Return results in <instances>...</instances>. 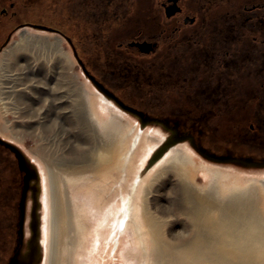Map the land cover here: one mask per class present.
Instances as JSON below:
<instances>
[{
    "label": "bare ground",
    "instance_id": "6f19581e",
    "mask_svg": "<svg viewBox=\"0 0 264 264\" xmlns=\"http://www.w3.org/2000/svg\"><path fill=\"white\" fill-rule=\"evenodd\" d=\"M47 38L28 40L23 37L22 41L28 44L36 42L40 48L51 51V58L58 59L54 62V74L51 73L57 79L59 71L56 69L61 64L58 52L60 38ZM13 46H9V50H5L3 54L11 58L18 57L20 49ZM25 57L29 58L27 55ZM36 65L31 64V69L37 67ZM8 67L11 70L2 82L7 84L6 97L10 98V95L19 93V81L16 72H13L18 68H12L11 65ZM30 81L29 84L24 82V87L31 85L35 88V78ZM88 86L90 90L75 85L69 103L75 124L82 132L79 141H83L84 145L70 149L69 157L41 156V149L37 153L43 158V167L46 170L44 176L40 174L41 188L44 190L41 194L44 221L39 238L42 252V249H46L45 219L49 214L51 241L47 264H86L87 255L92 250L90 243L100 241V236L104 238L103 245L94 247L96 252L93 253L90 264H114L121 236L127 228L131 230V242L142 257L141 264H264V174L259 175L264 170L244 171L231 165L209 162L198 155L188 142H175L155 163L146 165V168L150 167L149 173L154 168L155 171L144 185L138 204V193L149 174L141 167L145 164V158L160 146L158 144L167 134L159 128L139 125L135 118L115 106L92 84ZM59 103L51 101L47 105L52 106L60 116ZM40 113H36L39 118ZM45 115H41V118ZM37 122L45 127L44 119ZM0 133L6 134V128L1 121ZM68 134L65 141L76 137L75 133ZM40 169L42 173V166ZM240 171L257 173V176L242 175L239 174ZM197 172H205L209 176L207 182L197 184L194 180ZM135 173L139 175L136 177ZM60 184L64 185L63 190H60ZM66 184L75 190L84 187L89 190L81 191V197L78 194L73 195L74 193L70 195ZM167 184L171 188L167 197H178L174 198L175 201L169 200V204L160 201L162 192H157L159 186L164 187ZM106 187L108 188L104 189ZM109 188L110 191L112 189V195L105 192ZM152 188L157 193L153 197L154 205L157 203L159 206V209L156 206L155 208L165 214L166 218L158 215L149 206L147 195ZM47 189L48 196L50 193L49 199L44 194ZM93 189L95 192H92ZM95 193L98 195L96 200L93 198ZM118 193H124L121 202L107 214H101L105 213L108 217L99 221L100 231L89 229L90 215L87 206L90 209L98 208L100 203L108 206V202ZM93 199L99 204L91 202ZM181 216L185 218L184 232L178 233L176 239L171 240L165 235L163 227L169 222L174 224L180 221ZM132 251L128 249L127 252ZM81 254L86 259H81Z\"/></svg>",
    "mask_w": 264,
    "mask_h": 264
},
{
    "label": "rangeland",
    "instance_id": "374dc122",
    "mask_svg": "<svg viewBox=\"0 0 264 264\" xmlns=\"http://www.w3.org/2000/svg\"><path fill=\"white\" fill-rule=\"evenodd\" d=\"M43 1H47L49 3L48 0H0V8L6 7L11 11L13 10L16 12L14 17H19V11L21 9L27 10L30 7H33V5L34 7L32 9H35V5H39ZM10 2H12L14 6L9 7ZM139 3L141 5H148L150 3V0H139ZM55 10L57 9L50 11L52 13L55 12ZM50 11H48V13H50ZM138 11V20L144 18L146 13L148 12V10L146 9H139ZM212 22L213 21H206L207 25L203 28H201L200 22H196V24L192 26L184 27V29L180 32L185 35L198 33V42L196 45H193V47L191 48V52L188 48H172L171 45L169 46L166 44V42L163 43V41H161L160 48L154 54L150 56L136 57V59L143 65H146V63H150L151 65L153 64L152 70L153 72H155V75L157 77L163 72L171 73V80L173 84L167 86V90H164V92L162 93H158L154 90L150 92V94L148 93V97H141L145 99V102L143 104L142 101L137 98L138 94L141 93V90H130L128 88L120 91H118V89L115 90L119 93L121 92L120 94L126 101L133 103L137 107L142 108L148 112L158 113L164 111H172L174 113L182 112L191 116L203 117L204 119H206L205 126L206 130H208V132L211 134V141H213V139L218 136L222 139H239L240 142L242 140H245V143H250L247 141V139H257L261 145H264V127L262 129L259 128L260 123L258 121L259 119H262L264 121V65L261 61L264 52V42L262 41V39H257V49L250 50L251 58H244L246 56H243L242 52L246 43H244L243 46L241 44L240 46L236 44L233 50H231L229 46H225L224 49L230 51L228 56L224 55L223 51L218 53L212 48L213 44L211 42V36L214 33L210 25V23ZM164 23L166 26L167 23L164 21H125V25L127 26L119 30L113 29L110 31V37L108 38L109 45L115 48L116 43L121 38V36L125 33H129L130 29L132 30V27L134 28L135 25L141 26L147 31L151 30L154 33H158L164 26ZM13 27L14 26L12 24L10 27V37L6 44L0 49V121L3 127L6 128V134L0 133V135L14 141L17 145L20 146L24 154L28 158L33 159V161L36 163L37 170L39 171V184H34V188L36 189L37 195L39 194L38 200H40V202L38 201L39 203H37L33 198L31 202L30 215L31 221L33 219H35V221L37 222L40 221L38 222V227L41 233V227L43 224L42 222L44 221V208L42 205L41 194L44 190L42 191L41 188L42 180L40 174H43V176L46 174V170L43 167L44 160L43 158H41V156L54 158L61 155L69 157L71 156V154H69L70 149H76L77 147L84 145L83 141L80 142V135L82 132L75 124L73 118L74 115L69 109V103L70 98L72 97L71 93H74V90L72 88L75 89V85L76 87L81 85L85 87V89L90 90L88 85L92 83L83 74L82 68L78 63L77 58H73L70 47L64 38H61L60 36L47 31H43L42 29L44 28H42V26H37L40 29L24 27L22 29L19 28L16 30ZM252 33L250 35H252ZM50 36H57L60 38V43L58 44V52L60 55L61 64L59 69L55 68L59 71H56L59 75L57 79L56 76L51 75V73H53L54 70V62H56L58 59L55 58V60L54 58H51L53 57L51 51H48V49L40 48L39 44L36 42H31L28 44L25 41H22L23 37L30 40L38 38L48 39L47 37ZM248 38L252 40V36H249ZM0 40L2 39L0 38ZM85 42H83V40L78 41L81 46H83ZM13 45H15V47ZM9 46H13L18 50L20 49V57L18 56L16 58H11L8 55L3 54L5 50H9ZM24 47L25 49H23ZM207 50L209 51L208 53L206 52ZM194 51H196V53H194ZM35 53L37 55H35ZM26 55L30 59L26 58ZM127 56L133 58L134 55L132 56L131 54H128ZM208 58H210V61L212 63L211 65H209L207 61ZM230 59L238 61L239 65L234 63L227 64V61H229ZM219 60L221 62H218ZM31 64H37V67L33 68L32 70ZM10 65L12 66V68H18L17 71L14 70L13 72H16L18 76L19 93L12 94L10 95V98H8L6 97L7 93L5 92L7 89V84L2 82V79H5L4 77H6V74L10 72L11 67H8ZM51 65H53L52 68H49L51 67ZM206 68L209 69V72H207ZM31 71H33L32 74L30 73ZM33 77L35 78V88H32L31 85L26 86L30 89L24 87V82L29 84L31 82L30 79L34 80ZM213 85L219 86L220 90L217 92L218 96L213 95V93V96H211L210 92L208 93L207 91H205L206 88L210 89V87ZM92 86L94 85L92 84ZM50 87H53V90ZM51 101L60 102V116L56 114L55 109L51 108L52 106L49 107L47 105ZM2 104L5 106L3 107ZM30 108L31 110H29ZM38 112H41L40 118L46 114L45 117L40 119L38 117V114H36ZM125 112L131 115L130 112ZM131 116L135 118L136 121H138V124L142 125L143 127H148L149 125V127L159 128L162 132H166V134L168 133L169 127L164 122L149 117L147 118V120H145L144 123H142L137 117H134L133 115ZM43 119L45 121V127L42 124H37V120L42 121ZM250 123L254 124L253 129L250 128ZM62 126L65 128H62ZM68 133L76 134L75 138L68 139L69 142L65 141L69 135ZM165 138L162 139V142ZM162 142H160V144ZM189 146L193 148V150H195L192 145L189 144ZM40 149L43 150V152L41 156H38L37 153ZM198 155H200V153H198ZM36 157L40 158L38 159L40 162L36 159ZM149 160L150 155L148 156V158H145V164L143 163L144 165H142L141 167L144 172L148 173L150 167L146 168V165L148 166ZM205 160L212 162L209 159ZM222 165H231L244 169V171L263 170L259 165L243 163L238 160L225 161ZM40 166H42V173L40 172ZM220 169L227 170L226 168L221 167ZM154 171L155 168L149 173L150 175H146L145 181L143 183V188L138 193V204H140L142 196L141 193L143 192V189L145 187L144 185L150 180L151 175L153 176ZM244 171H240L239 174H249V176H257V173L251 174ZM263 174L264 173L259 175ZM137 175H139V173H135L136 177ZM208 179L209 176L205 172H200L199 174L197 172L194 180L197 184H204ZM44 183L46 182L44 181ZM46 186H48L47 183ZM63 186V184L59 185L60 190L63 188ZM169 186V184L164 187L159 186V191H157L159 193L162 192L160 201L166 204H169V200L175 201L174 198H178L177 196H174L173 198L170 196L167 197V192L171 190ZM108 187L104 189H107ZM66 188L69 189L68 193L70 195H72L71 193H74L73 195L78 194L79 197H81L82 195L81 191L86 189L84 187L82 189L78 188L75 190L69 187L68 184H66ZM47 190L48 191L44 193L45 195H47V192H49V189ZM86 190L89 189L87 188ZM93 190L92 192H95V190ZM152 190H150V193L147 195L149 199V206L151 210H154L158 215L166 218L165 214L156 209H159V206L157 203L154 205L153 197L157 193L156 191ZM105 192L107 193V195H112V189L110 191V188L107 191L105 190ZM48 194L50 196V193ZM123 194L124 193H118L115 198H112L108 202V206H103L104 203L99 204L98 201H95L98 195L96 194L93 197L91 194V197L95 199H93V201L91 202H96L97 204H99V206L98 208L92 209L87 206L90 215L89 229H98L100 231L99 221H101L103 218L106 219L108 217L106 214L110 211V209L120 204ZM87 195H89V193H87ZM49 196H46L47 199H49ZM89 197L90 196H88V198ZM88 198H86V202H88L89 204ZM103 212H106V214L104 213L103 215H101ZM183 222H185V218L181 216L180 221L175 222L174 224H171L170 222L165 224L163 227L165 235L171 240L176 239L178 233L180 234V232H184ZM45 223L47 229L44 237V247L46 246V249H42V252H40V256L36 257L37 264H47L46 259L49 250L48 246L50 245L51 241V235L49 232V214H47ZM125 231L126 232L121 236L120 246L116 251V258L115 260H113V262L114 264H141L142 257L140 254L138 255L139 251H136L137 249L134 243L131 242V230L130 228H127ZM40 233L39 236L41 235ZM99 240L100 241H93V243H90L92 250L90 251V254L87 255L86 264H90L94 257L93 253L96 252L94 247L103 245V236H100ZM90 246H88V248ZM128 249L129 251L133 250L132 252H134V254L132 252H127ZM80 257L81 259L83 257L84 259H86L85 256H82V254L80 255Z\"/></svg>",
    "mask_w": 264,
    "mask_h": 264
},
{
    "label": "flooded vegetation",
    "instance_id": "af4514ba",
    "mask_svg": "<svg viewBox=\"0 0 264 264\" xmlns=\"http://www.w3.org/2000/svg\"><path fill=\"white\" fill-rule=\"evenodd\" d=\"M48 1L35 5V9H32L34 5L28 11L21 9L19 17H14L15 11L1 7L0 49L10 37L12 24L15 30L42 26L43 31L67 41L85 77L115 106L130 112L142 123L149 117L164 122L169 127L166 139L188 142L205 159L219 164L238 160L259 165L264 170V145L257 139H247L250 144L245 140L216 136L211 141L203 117L172 111L148 112L126 101L118 92L126 88L139 89L141 93L136 97L143 104L145 99L141 97H148L154 90L158 93L167 90V86L173 84L171 73L163 72L157 77L152 70L153 64L143 65L136 57L154 54L161 41L172 48H188L191 52L198 42V33L185 35L180 32L196 22L203 28L206 21H213L210 23L214 32L211 42L218 53L223 51L228 56L230 51L225 50V46L233 50L236 44L246 43L242 53L244 58H251L250 50L257 49V39L264 42V0H150L148 5H141L139 0ZM12 6L10 2L9 7ZM54 9L57 10L51 13ZM139 9L148 12L138 20ZM149 20L167 24L164 23L158 33L135 25L121 36L115 48L109 45L110 31L124 28L125 21ZM82 40L86 41L83 46L78 43ZM126 53L134 55L133 58ZM207 61L212 64L210 58ZM261 61L264 65V52ZM230 63L239 65L233 59L227 61ZM206 70L209 72L208 68ZM219 90L218 85L205 89L211 96H218ZM258 121L262 129L264 121ZM250 128H254L253 123ZM34 184H39L36 163L14 141L0 135V264H37L36 257L41 252L40 221H31L30 208L33 198L37 203L40 200Z\"/></svg>",
    "mask_w": 264,
    "mask_h": 264
},
{
    "label": "water",
    "instance_id": "95a60500",
    "mask_svg": "<svg viewBox=\"0 0 264 264\" xmlns=\"http://www.w3.org/2000/svg\"><path fill=\"white\" fill-rule=\"evenodd\" d=\"M175 139H164V141L160 144L159 147L155 148L154 151L150 155V163H155L166 151L167 148L171 146L172 143H175Z\"/></svg>",
    "mask_w": 264,
    "mask_h": 264
}]
</instances>
